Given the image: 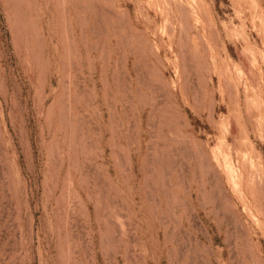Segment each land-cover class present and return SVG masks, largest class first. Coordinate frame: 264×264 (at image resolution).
Listing matches in <instances>:
<instances>
[{
    "label": "rangeland",
    "instance_id": "374dc122",
    "mask_svg": "<svg viewBox=\"0 0 264 264\" xmlns=\"http://www.w3.org/2000/svg\"><path fill=\"white\" fill-rule=\"evenodd\" d=\"M0 264H264V0H0Z\"/></svg>",
    "mask_w": 264,
    "mask_h": 264
},
{
    "label": "bare ground",
    "instance_id": "6f19581e",
    "mask_svg": "<svg viewBox=\"0 0 264 264\" xmlns=\"http://www.w3.org/2000/svg\"><path fill=\"white\" fill-rule=\"evenodd\" d=\"M182 7V6H181ZM183 10V9H182ZM226 165V164H225ZM231 166V165H230ZM231 168V167H230ZM226 170V169H225ZM232 170V169H231ZM227 171V170H226Z\"/></svg>",
    "mask_w": 264,
    "mask_h": 264
}]
</instances>
